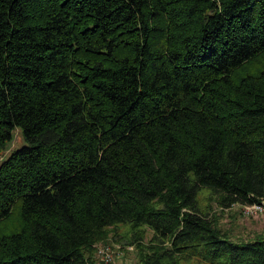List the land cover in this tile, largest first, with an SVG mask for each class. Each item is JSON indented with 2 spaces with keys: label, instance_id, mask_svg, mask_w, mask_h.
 <instances>
[{
  "label": "trees",
  "instance_id": "1",
  "mask_svg": "<svg viewBox=\"0 0 264 264\" xmlns=\"http://www.w3.org/2000/svg\"><path fill=\"white\" fill-rule=\"evenodd\" d=\"M202 193L264 205V0H0V264H264Z\"/></svg>",
  "mask_w": 264,
  "mask_h": 264
},
{
  "label": "rangeland",
  "instance_id": "2",
  "mask_svg": "<svg viewBox=\"0 0 264 264\" xmlns=\"http://www.w3.org/2000/svg\"><path fill=\"white\" fill-rule=\"evenodd\" d=\"M239 76V72H234V79ZM23 144L19 130L14 129L12 139L1 156L5 157ZM199 202L201 206L205 205L209 209L211 216L214 215L219 229L234 240H247L264 234V207L261 211L247 210L244 205L239 204L223 208L216 204L215 199L209 193H202L199 196ZM20 224L19 206L14 205L9 216L0 221V236L16 231ZM147 239L148 235L143 242ZM93 248L96 264H139L136 248L124 239L109 237L105 241L96 243ZM101 252L108 253L110 260L105 261Z\"/></svg>",
  "mask_w": 264,
  "mask_h": 264
},
{
  "label": "built area",
  "instance_id": "3",
  "mask_svg": "<svg viewBox=\"0 0 264 264\" xmlns=\"http://www.w3.org/2000/svg\"><path fill=\"white\" fill-rule=\"evenodd\" d=\"M244 206L247 210H254V211H261V210H263V207H264L262 202L261 203H254V204H250V205H244ZM101 254H102V257L105 261L110 260V255L108 253L101 252Z\"/></svg>",
  "mask_w": 264,
  "mask_h": 264
}]
</instances>
